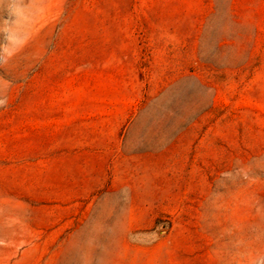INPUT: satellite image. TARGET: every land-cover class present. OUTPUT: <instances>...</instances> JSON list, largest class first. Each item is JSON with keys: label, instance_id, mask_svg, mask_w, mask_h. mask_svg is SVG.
<instances>
[{"label": "rangeland", "instance_id": "rangeland-1", "mask_svg": "<svg viewBox=\"0 0 264 264\" xmlns=\"http://www.w3.org/2000/svg\"><path fill=\"white\" fill-rule=\"evenodd\" d=\"M0 264H264V0H0Z\"/></svg>", "mask_w": 264, "mask_h": 264}]
</instances>
